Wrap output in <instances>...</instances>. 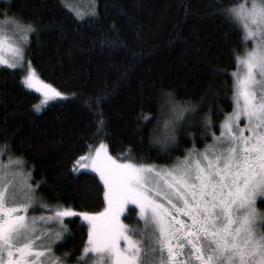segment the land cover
Listing matches in <instances>:
<instances>
[{
  "label": "trees",
  "instance_id": "1",
  "mask_svg": "<svg viewBox=\"0 0 264 264\" xmlns=\"http://www.w3.org/2000/svg\"><path fill=\"white\" fill-rule=\"evenodd\" d=\"M242 1L95 0V12L79 17L65 0H0V10L11 7L10 16L37 30L25 45L30 65L66 93L45 102L24 83L22 65L0 67L3 161L22 162L43 203L96 213L106 207L103 181L78 161L102 142L114 157L156 166L207 148L235 109L236 57L251 45L236 16L220 9ZM164 91L196 111H171ZM166 122L175 125V142L161 145ZM258 203L264 210V197ZM37 209L31 213L44 214ZM126 212L128 224L139 220L135 206ZM65 225L57 256L87 243L89 225L79 215Z\"/></svg>",
  "mask_w": 264,
  "mask_h": 264
},
{
  "label": "snow or ice",
  "instance_id": "2",
  "mask_svg": "<svg viewBox=\"0 0 264 264\" xmlns=\"http://www.w3.org/2000/svg\"><path fill=\"white\" fill-rule=\"evenodd\" d=\"M10 11L0 10V16L27 40L37 30ZM220 11L226 18L236 12L223 5ZM246 19L260 25L258 47L236 57L244 75L233 73L237 107L222 123L228 131L223 141L208 151L188 150L179 162L164 166L146 165L123 153L114 157L102 142L94 154L78 161L103 181L106 207L96 213L54 209L36 195L39 182L25 180L21 188L0 173V264H264V212L257 208V198L264 197V0H253ZM248 36L257 39L251 29ZM19 55L23 60V51ZM26 79L33 86L31 72ZM162 98L180 115L196 111L192 101H176L170 92H162ZM241 115L247 120V136L237 123ZM213 139L219 140L215 134ZM157 142H175L173 123H165ZM129 204L139 210V220L132 224L121 219ZM37 205L50 214L29 216ZM75 215L91 224L87 243L57 256V242L68 231L64 220Z\"/></svg>",
  "mask_w": 264,
  "mask_h": 264
},
{
  "label": "rangeland",
  "instance_id": "3",
  "mask_svg": "<svg viewBox=\"0 0 264 264\" xmlns=\"http://www.w3.org/2000/svg\"><path fill=\"white\" fill-rule=\"evenodd\" d=\"M67 6L73 10L75 12V14L79 17H87L90 15H92L93 12H95V0H65ZM256 2H262V0H256ZM253 3V0H243L241 3H239L237 6L234 7V9L236 10L234 16H236V18L239 20L240 24L242 25L246 37L248 40L251 41V45L248 48V50L243 54V56L241 58H243L245 56V54L247 52H249L251 49H253L254 47H258V39H259V28L260 25L259 24H253V22L250 19H246V10L251 8V5ZM247 25V26H246ZM253 30L256 33L257 39H253L252 37L248 36V31L249 30ZM29 34H27V40L25 39L24 33L21 32L18 27L13 24L11 21H5L4 17H0V40H2V43H0V67L1 66H9L12 67V65H15V67H19V65H22L24 68V83L26 84V86L30 89H33L37 92H39L42 95V98L45 102H51L54 101L56 99L59 98H63L66 96V93L62 92L59 88H57L54 84L45 81L44 79H42L39 74L37 73V71L30 65V62L27 59L26 56V52H25V45L28 42L29 39ZM23 51L24 56H23V60H21L19 52ZM21 66V67H22ZM237 71L240 72V75L243 76L244 72H243V68L239 65ZM236 71V72H237ZM31 72V75L33 77L32 79V85L31 87L28 86V82H27V77L29 76ZM257 79H259V77H257ZM46 85H50L51 88L56 89V91L62 93V95L60 96H56L51 89L46 88ZM257 90H258V86ZM45 91L48 92V96H45ZM243 104V99H240V105ZM237 107V105L235 106V108ZM233 113V112H232ZM231 114V113H230ZM239 124V127L241 129H244L243 134L245 136L249 135L248 130L244 127L245 124L247 123L246 118L241 115L239 121L237 122ZM233 129L234 131H237V134H239L238 130L236 129V125H233ZM222 131H224L225 136L221 137V133L217 136V138H219V140H214L210 145H208L207 148L203 149V150H199V151H208L212 146L214 145H218L220 143V141H223L227 135H228V131L227 129H222ZM98 147V146H96ZM193 151H197L194 150ZM95 152V148L92 149L90 151V153L94 154ZM89 154V153H88ZM87 154V155H88ZM120 158V157H117ZM16 158L10 157L8 158V161L4 162L2 155H0V173H7L8 178L10 180H14L16 181L19 186L22 188L24 185V181L27 180V182L29 183V179H28V174L26 173V170L24 169L22 162L20 161L19 163H17ZM179 162V161H177ZM86 163H88L89 165L91 164V161H86ZM152 166H156L154 164H151ZM78 167H80V164L78 163ZM89 170L93 171L91 169V167L88 168ZM95 172V171H93ZM97 173V172H95ZM99 174V173H97ZM262 197H258L257 198V208L258 210H260L261 212H264V210L261 209V206L259 205L258 201L259 199ZM132 204H129L126 209L128 207H131ZM135 206V205H133ZM136 207V206H135ZM60 209L65 208V206H59ZM67 209L75 212V213H81L78 212L76 210L70 209L67 207ZM136 211L138 213V208L136 207ZM44 214L42 215H49L48 213L43 212ZM127 213L126 210L123 214ZM29 216H36L39 217L40 215H35L32 214L31 212L28 213ZM83 220H85L88 225H89V229L91 228V224L89 223L88 220L84 219L83 216H80ZM183 218V217H182ZM66 219V218H65ZM122 220H124L122 218ZM125 223H127L124 220ZM65 223V220H64ZM128 224V223H127ZM37 235H39V233H37ZM55 254L57 255V253L55 252ZM86 259V258H85Z\"/></svg>",
  "mask_w": 264,
  "mask_h": 264
}]
</instances>
